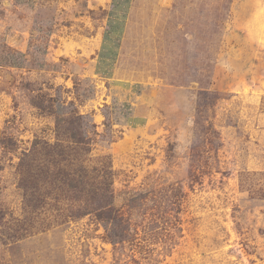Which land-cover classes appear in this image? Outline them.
Segmentation results:
<instances>
[{"label":"rangeland","instance_id":"374dc122","mask_svg":"<svg viewBox=\"0 0 264 264\" xmlns=\"http://www.w3.org/2000/svg\"><path fill=\"white\" fill-rule=\"evenodd\" d=\"M78 114L119 230L24 211ZM0 264H264V0H0Z\"/></svg>","mask_w":264,"mask_h":264},{"label":"trees","instance_id":"16d2710c","mask_svg":"<svg viewBox=\"0 0 264 264\" xmlns=\"http://www.w3.org/2000/svg\"><path fill=\"white\" fill-rule=\"evenodd\" d=\"M63 122L57 120L53 144L36 139L18 164L25 213L29 217L39 210H54L61 217L57 221L65 223L67 219L96 212L107 228L119 230L120 223L112 214L114 176L110 158L99 159L102 167L91 162L90 139L83 131L85 116L78 114L69 130L62 127ZM93 126L89 125L92 130Z\"/></svg>","mask_w":264,"mask_h":264}]
</instances>
